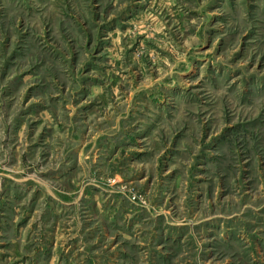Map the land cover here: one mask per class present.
<instances>
[{"label":"rangeland","instance_id":"1","mask_svg":"<svg viewBox=\"0 0 264 264\" xmlns=\"http://www.w3.org/2000/svg\"><path fill=\"white\" fill-rule=\"evenodd\" d=\"M0 264H264V0H0Z\"/></svg>","mask_w":264,"mask_h":264}]
</instances>
